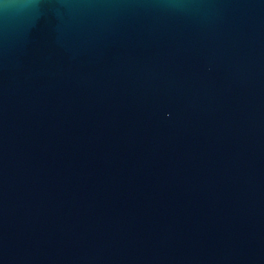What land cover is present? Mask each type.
Segmentation results:
<instances>
[{"label":"water","instance_id":"1","mask_svg":"<svg viewBox=\"0 0 264 264\" xmlns=\"http://www.w3.org/2000/svg\"><path fill=\"white\" fill-rule=\"evenodd\" d=\"M0 264H264V0H0Z\"/></svg>","mask_w":264,"mask_h":264}]
</instances>
